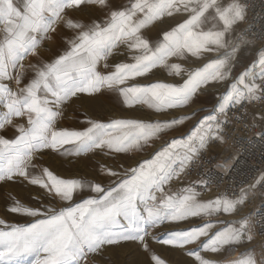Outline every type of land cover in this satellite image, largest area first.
Instances as JSON below:
<instances>
[{
  "label": "snow or ice",
  "instance_id": "6c2138e0",
  "mask_svg": "<svg viewBox=\"0 0 264 264\" xmlns=\"http://www.w3.org/2000/svg\"><path fill=\"white\" fill-rule=\"evenodd\" d=\"M94 9L102 18L73 19L66 10ZM187 14V18L154 41L143 32L165 17ZM74 34L65 38L67 47L51 62L25 65L29 56H37L43 42L50 40L56 26ZM248 5L245 0H127L116 6L112 0H0V129L11 125L14 138L0 136V182L22 178L43 190V195L65 202L67 206L33 208L12 198L8 211L36 218L27 224H8L0 219V264H15L17 258L33 256V264H86L89 254H99L107 245L121 241L144 243L147 227L165 221L183 222L193 217L236 214L257 186L264 188V173L246 187L238 186L232 195L221 194L201 201L194 185L176 191L165 189L173 180L200 166V160L212 143L225 142L233 118L247 121L249 106L259 104L251 113V127L261 128L256 135L264 140V49L243 72L232 79L233 61L242 46H253L264 38V25L249 39ZM235 34V35H234ZM120 45L132 53V63L114 65L111 72H101L98 65L107 60ZM222 52L216 59L196 69H185L169 59L201 58L204 53ZM162 67L169 75L186 74L176 85L155 82L148 85L129 83L154 68ZM33 75L24 86L26 73ZM232 79L213 111L203 117L184 137L171 140L151 158L133 167L113 170L100 166L102 174L112 178L108 187L81 179H67L49 168L35 173L32 160L43 150L64 156H76L95 149L106 155L141 152L154 139L174 129L191 117L167 121L111 119L87 120L82 129L57 128L61 106L79 94L90 97L117 93L127 107L144 105L162 112L183 107L209 82ZM15 82V89L9 82ZM23 119L26 123H14ZM246 126H248L246 124ZM70 147H65V146ZM225 167V165H217ZM205 188L212 181L200 180ZM94 195L72 203L83 191ZM259 219H254V217ZM217 223L224 226L214 233ZM211 233V235H210ZM264 238V208L231 222H206L170 234L163 244L183 248L200 241L198 250L188 252L197 264H217L201 255L218 253ZM201 237H207L201 240ZM154 264L165 261L153 254ZM227 264H264V240L246 249Z\"/></svg>",
  "mask_w": 264,
  "mask_h": 264
},
{
  "label": "rangeland",
  "instance_id": "374dc122",
  "mask_svg": "<svg viewBox=\"0 0 264 264\" xmlns=\"http://www.w3.org/2000/svg\"><path fill=\"white\" fill-rule=\"evenodd\" d=\"M113 4L116 6L127 4V0H112ZM222 4L226 5L229 0H221ZM65 15L73 19H84L87 20L89 17L102 18L103 14L94 9L84 8L79 11L66 10ZM167 18V17H165ZM169 18H176V25L181 23L187 18V14H177ZM242 25L239 26L241 28ZM73 32L64 27L63 23L56 26V32L51 33V39L43 42L42 46L38 49V55L33 57L29 55L23 63L27 66L29 64H36L38 61L51 62L58 55L62 54L67 47L65 38H71ZM162 34L161 29L154 25L148 30L143 32L144 36H151L152 41L156 40ZM235 35V34H234ZM264 49L258 48L257 46H242L240 51L237 53V58L233 61L235 65L232 69V79L237 77L241 72H243L254 60L257 59V53L259 50ZM132 53H129L125 45H120L118 49L110 56L107 60L109 65L107 68L104 67V62L102 61L98 65V69L101 72H111L114 70V65L125 62L132 63L131 60ZM222 52H208L204 53L201 58L189 56L187 59H178L179 62L185 69H196L203 67L204 64L216 59ZM153 70H156L155 68ZM152 70V71H153ZM33 74L31 72L26 73V77L21 81V87L28 83V80ZM160 76L156 74H148L143 77H138L129 83L148 85L155 82H160L158 79ZM187 79L186 74H181L179 76L171 75L169 78H165L164 83L171 84H182L183 81ZM232 79L223 82H209L207 85L202 86L196 95L192 98V101L183 107L172 108L162 112H157L155 110L149 109L144 105H136L134 107H127L126 105L121 106L120 101L117 102L116 111L111 109L110 115L109 111H105L103 108L101 110L98 108L99 103L109 104L110 101L99 100L100 96L90 97L87 94H79L76 97H72L70 100L65 102L61 106L62 115L58 118L55 127L57 128H71V129H82L85 125V121L91 119H105L108 122L111 119H137L142 120L147 118V122L152 121H167L174 118L178 119L180 117H191V119L185 120L182 124H178L174 129L162 134L160 138L154 139L151 145L146 147L141 152H131L128 154H108L106 155V150L95 149L91 152H84L76 156H64L61 157L59 154L52 152L50 150H43L34 155L32 160V166H34L35 173L47 167L53 171L56 175L67 178V179H81L92 181L94 183H100L105 187L111 185L112 178L100 171V166L105 165L107 167L113 168V170H122L120 166L123 165L124 168L133 167L140 161L149 159L152 155L166 146L173 139L186 136L193 127L206 115L210 114L215 106L219 102V98L224 94L228 86L232 83ZM162 82V81H161ZM10 86L15 89V82H9ZM107 95L114 94V92L105 93ZM114 112V113H113ZM14 123H26L23 119H17ZM18 133L16 129L8 125L4 129H0V136L5 138H14ZM217 149H213L210 146L207 150L208 153L214 155L227 154L224 143L215 142ZM70 147V146H65ZM221 156V155H220ZM230 157L227 156L225 159L229 161ZM224 160V164L227 163ZM182 180H173L169 185L165 186L166 191L171 189L176 191L180 188L186 187V181L184 176ZM94 195L90 191H83L79 195L74 197L72 203H78L82 199L88 198ZM19 200L21 203L33 207L39 208L43 204L44 206L51 207H63L67 206L65 202L53 200L49 197L43 195V190L38 186H33L22 178L17 177L13 181L0 182V219L5 220L8 224H27L33 222V217H27L19 214H13L8 211L9 206L12 204V198ZM199 200L207 201L214 199V197H203L199 196ZM247 208L244 216H248L253 213L256 202L253 200L247 201ZM242 212H237L236 214H224L207 216V217H193L183 222H173L165 221L158 224L155 227L148 226V235L145 237L144 243L148 245V250H145L141 242L139 241H121L116 245H107L103 248L102 252L99 254H89L86 258V264H154L151 256L155 254L165 261V264H197V261L193 256H189L188 252L191 250H198V245L200 241L194 244L185 245L183 248L176 247V250H172L170 246H163L162 241L164 239L170 238V234L173 232L187 230L192 227L200 226L206 222L212 221H223L231 222L238 220L237 217H242ZM230 217V219L228 218ZM228 218V219H227ZM239 218V219H240ZM223 223H217L211 231L214 233L218 228L223 227ZM211 235V233H210ZM207 237H201V240H206ZM255 240L251 243H245L243 245L236 246L235 251L229 252L227 248L218 253H211L207 251H202L200 254L208 259L214 260L217 264H227L229 261L236 260L240 257L246 249L256 246ZM33 256H23L17 258L15 264H33ZM84 264V262H82Z\"/></svg>",
  "mask_w": 264,
  "mask_h": 264
},
{
  "label": "built area",
  "instance_id": "2783aa9c",
  "mask_svg": "<svg viewBox=\"0 0 264 264\" xmlns=\"http://www.w3.org/2000/svg\"><path fill=\"white\" fill-rule=\"evenodd\" d=\"M248 5V25H242L241 28H248L249 39L252 33L257 36L261 26L264 25V0H245ZM258 48L264 47V38H257L255 44ZM262 106L259 104L249 106V117L247 121H239L233 118L229 124L225 135L224 148L229 156L226 161L220 155L210 154L205 151L200 160V166L191 170L189 174L184 175L187 186L194 185L200 195L203 197H217L221 194L232 195L233 189L238 190V186L246 187L264 173V140L256 135L261 131L259 127H251V113L258 112ZM246 124L248 126H246ZM224 160L225 163L224 164ZM217 165H225L218 167ZM212 181L209 188L200 185L198 181ZM256 202L253 212L257 208H264V188L257 186L250 193L249 198ZM259 219V217H254ZM256 243L259 244L264 238L257 236Z\"/></svg>",
  "mask_w": 264,
  "mask_h": 264
},
{
  "label": "crops",
  "instance_id": "0c3cea01",
  "mask_svg": "<svg viewBox=\"0 0 264 264\" xmlns=\"http://www.w3.org/2000/svg\"><path fill=\"white\" fill-rule=\"evenodd\" d=\"M155 25H157L161 29L162 32L163 31H167V30H170L172 27L176 26V18L167 17V18H164L162 22H157ZM145 37L149 38L150 41L153 40L151 38V36H149V35L145 36ZM169 63H179V62H176V57H172V58L169 59ZM155 69L156 70H153V71L149 72L148 74L151 73V74H156V75L160 76V78L158 79L160 82L161 81L164 82L165 78L167 79V78H169L171 76V75L168 74V71L166 69L162 68V67H157ZM148 74H146V75H148ZM98 97H99V95H98ZM99 100H102V101H105V102H106V100L110 101L108 106H107V104H103V106H102L101 103H99L100 107H98V108L100 110H101V108H103L105 111H109L110 112L109 114L113 115V116H115V114H111V109L113 111H116V106H117V102L116 101L119 100L120 101V105L124 106V104L122 102V98H119L117 93L109 94V95L104 94V95L100 96ZM96 120H100V121H103V122L107 121L105 119H96ZM142 121H148V119L145 118V119H142ZM228 218L230 219V217H228ZM163 246L165 247V244H163ZM166 246H170L172 250H176L175 246H172V245H166Z\"/></svg>",
  "mask_w": 264,
  "mask_h": 264
},
{
  "label": "bare ground",
  "instance_id": "6f19581e",
  "mask_svg": "<svg viewBox=\"0 0 264 264\" xmlns=\"http://www.w3.org/2000/svg\"><path fill=\"white\" fill-rule=\"evenodd\" d=\"M211 146L213 147V149H217V145H215V143H212ZM220 155L224 156V157H223L224 159L227 158V156H226L225 154H222V153H221ZM180 180H182V179H180ZM252 198H253V197H252ZM249 200H250V198H249ZM250 201H251V200H250ZM244 206L246 207L247 204H245ZM244 206L241 207V208L238 210V212H242V214H241V213H240V214L243 215V216H244L245 213H246L245 211H247V210H246L247 207L245 208ZM237 218L239 219L240 217H237ZM254 240H255V239H254ZM255 242H256V240H255ZM256 244H257V243H256ZM257 245H258V244H257Z\"/></svg>",
  "mask_w": 264,
  "mask_h": 264
}]
</instances>
